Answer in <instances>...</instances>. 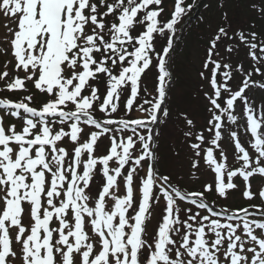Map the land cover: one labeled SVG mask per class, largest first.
<instances>
[{
	"label": "snow or ice",
	"instance_id": "obj_1",
	"mask_svg": "<svg viewBox=\"0 0 264 264\" xmlns=\"http://www.w3.org/2000/svg\"><path fill=\"white\" fill-rule=\"evenodd\" d=\"M0 14V92L23 93L0 97V264H264V0ZM189 37L203 123L174 98Z\"/></svg>",
	"mask_w": 264,
	"mask_h": 264
},
{
	"label": "trees",
	"instance_id": "obj_2",
	"mask_svg": "<svg viewBox=\"0 0 264 264\" xmlns=\"http://www.w3.org/2000/svg\"><path fill=\"white\" fill-rule=\"evenodd\" d=\"M231 2L234 3V0H231ZM213 9H215V8H213ZM234 10L239 15L244 14L246 16V18H247L248 13L246 12V10L243 7L238 8V9H234ZM213 12H214V10L212 11V13H209V14H213ZM244 19H245V17H244ZM194 46H195L194 37H189L188 47L182 51L181 55L183 54L184 51H187V50H189L190 54L192 52H195V47ZM179 58L177 60V64H176V68H175V70H176V81H175V84L173 85L174 92H175V97L174 98L178 99V101L182 105L190 107L191 110L193 111V113L196 115V118H197L198 122L199 123H203L202 117L204 116V111H203L204 101L196 93L197 81L193 80V82H191L190 80H188V83H186L187 79L184 81V77L182 76L183 71H182V68H181V64L179 63ZM181 83L185 84V87H184L185 90H183V91H180L181 90ZM169 148H170L169 143H162V152H163V154L166 157L170 155ZM179 180H181L184 184H187V186L191 187V188H195V187L198 186L197 184L193 185L191 183H187V182H189V180H188V178L185 175H184V177H182L180 175V179ZM240 202L242 203L243 200H240ZM243 204H246V203H243Z\"/></svg>",
	"mask_w": 264,
	"mask_h": 264
},
{
	"label": "rangeland",
	"instance_id": "obj_3",
	"mask_svg": "<svg viewBox=\"0 0 264 264\" xmlns=\"http://www.w3.org/2000/svg\"><path fill=\"white\" fill-rule=\"evenodd\" d=\"M213 10L215 12V9H213ZM214 12H213V14H214ZM209 15H212V14H209ZM244 17L246 18V16L244 14L239 15L240 19H244ZM6 25H7V27H6ZM9 27H15L14 23L10 19L4 17L3 14H0V47H6L7 45H5L3 43V41L6 38L7 39L11 38L10 35L8 34V28ZM195 54H196L195 52H192L190 54L189 50H187V51H184L183 54L179 58V63L181 64V68L183 71L182 76L184 77V81L187 79L186 83H188V80H190L191 82H193V80L194 81L196 80L195 65H194ZM8 60H11V56L0 55V71H4V64ZM7 70L10 72V74L12 73V65L11 64L8 65ZM21 75H22V73H21ZM0 87H3V82H0ZM184 87H185V84L181 83V90L180 91L185 90ZM20 94L23 95V93H20ZM39 97H41V96H39ZM180 175L182 177H184L183 171H181L180 174L177 176L178 180L180 179ZM187 183H190V182H187ZM191 184L194 185L195 183H191ZM253 185H254V188L258 187V186H264V180H260L259 178H257L256 180L253 181ZM231 201H233V199ZM254 202H258V201H254ZM153 224H155V217L153 219Z\"/></svg>",
	"mask_w": 264,
	"mask_h": 264
}]
</instances>
